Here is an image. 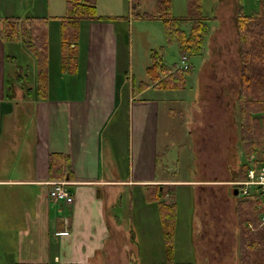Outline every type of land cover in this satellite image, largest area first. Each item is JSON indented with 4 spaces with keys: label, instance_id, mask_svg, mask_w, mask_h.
Here are the masks:
<instances>
[{
    "label": "crops",
    "instance_id": "crops-1",
    "mask_svg": "<svg viewBox=\"0 0 264 264\" xmlns=\"http://www.w3.org/2000/svg\"><path fill=\"white\" fill-rule=\"evenodd\" d=\"M84 23L78 80L45 86L41 79L37 92L45 89L43 97L26 93L34 87L27 82L14 85L11 99L5 96L9 43L0 40V242L5 233L3 240L11 244L1 252L0 264H137L127 259L116 232L129 228L132 190L156 191L148 204L159 206V199L176 197L172 191L159 193L157 186L194 184L159 176V148L167 149L159 134L170 135L159 95L164 90L148 78L138 94L125 91L114 24ZM48 28L47 21L46 35ZM79 39L78 34L71 60L80 58ZM54 182L68 183L69 203L50 199ZM192 199L199 216L197 194Z\"/></svg>",
    "mask_w": 264,
    "mask_h": 264
},
{
    "label": "rangeland",
    "instance_id": "rangeland-1",
    "mask_svg": "<svg viewBox=\"0 0 264 264\" xmlns=\"http://www.w3.org/2000/svg\"><path fill=\"white\" fill-rule=\"evenodd\" d=\"M86 1L96 7L98 17L112 18L118 36V70L125 82V91L133 89L135 95L140 92L141 84L147 83L146 69L152 65L153 55L160 59L166 70H183L179 49L175 42H167L163 23L156 15L158 1L162 0ZM187 1L167 0L168 18L185 16L189 11ZM259 5L260 0H200V15L207 19L204 21L207 34L201 52L185 57L191 71L181 72L182 85L159 92L160 99L166 102L164 108L168 115L164 123L170 134L167 138L159 134V141L167 144L165 151L159 148L163 154L159 176L166 174L167 179L194 181V184L159 190V193L172 191L176 197L175 200L159 199L161 206L174 203L171 225L177 228H170L168 243L160 205L148 204V199L157 192L132 190L134 205L128 208L129 228H123L124 233L121 229L116 232L127 259L137 264L236 263L235 203L241 198L231 197L230 182L238 180L235 159L237 154L239 162L241 155L237 134L240 64L234 20L238 11L252 15ZM66 16V0H0V18L47 19L49 28L42 75L45 86L51 82L56 86L61 82L70 84L72 80H78L74 78L80 74L88 25L79 22L78 29L74 28L71 20L62 19ZM64 21L72 26L66 32L68 45H74V35L79 34V47H82L81 60L77 55L73 63L71 59L68 62V67H72L70 71L68 67L63 68L61 60V23ZM179 27L187 32L190 23L182 21ZM15 48L18 57H14ZM6 54L10 62L5 69V96L11 99L16 92L14 85L27 82L34 87L26 93L33 91L34 98L36 95L43 97L45 89H41L42 93L37 92L40 87L36 56L19 41L9 42ZM193 193L199 198V216ZM200 221L205 228H199ZM3 239L0 255L11 248V244Z\"/></svg>",
    "mask_w": 264,
    "mask_h": 264
},
{
    "label": "trees",
    "instance_id": "trees-1",
    "mask_svg": "<svg viewBox=\"0 0 264 264\" xmlns=\"http://www.w3.org/2000/svg\"><path fill=\"white\" fill-rule=\"evenodd\" d=\"M264 0H260L258 11L244 15L238 11L235 17V32L238 44L239 91L237 96V134L241 160L237 162L238 180L245 177L251 165L264 164ZM189 11L177 19L168 18L167 0L158 1L157 17L162 21L165 38L168 43L175 42L180 56L191 57L201 52L207 27L206 17L200 15V0H188ZM67 16L74 28L78 29L81 20H110L109 17H98L95 6L83 0H66ZM190 23L187 32L179 27L180 22ZM62 65L68 67L70 57L75 54V44L68 45V22L61 23ZM47 19L45 18H0V40L6 43L19 41L35 54L38 63L39 81L42 79L47 45ZM77 35H74V42ZM8 59V58H6ZM187 61V60H186ZM10 59L8 60V63ZM74 62V60H71ZM149 82L162 90L177 89L182 85V73L191 71V66L183 70L170 72L162 65L160 59L153 55L152 65L146 70ZM182 72V73H181ZM9 83L10 80L8 79ZM149 84H141L148 87ZM13 93V89H9ZM8 98H10L8 96ZM160 186H157L159 192ZM234 187H231V197ZM234 198V196H233ZM160 205V204H159ZM161 220L165 228L167 243L172 228L174 206L163 204ZM164 207L165 209H163ZM168 208V209H167ZM167 209V213L165 210ZM255 203L249 199L236 201V236L238 257L236 264H264V226L258 227ZM163 228V227H162Z\"/></svg>",
    "mask_w": 264,
    "mask_h": 264
},
{
    "label": "built area",
    "instance_id": "built-area-1",
    "mask_svg": "<svg viewBox=\"0 0 264 264\" xmlns=\"http://www.w3.org/2000/svg\"><path fill=\"white\" fill-rule=\"evenodd\" d=\"M183 68H186V58L180 61ZM49 197L55 202L69 203L71 194L67 190V182L49 183ZM231 187L236 190V196L242 199H249L255 203L258 212L259 225H264V164L251 165L246 171L242 180L230 182Z\"/></svg>",
    "mask_w": 264,
    "mask_h": 264
},
{
    "label": "water",
    "instance_id": "water-1",
    "mask_svg": "<svg viewBox=\"0 0 264 264\" xmlns=\"http://www.w3.org/2000/svg\"><path fill=\"white\" fill-rule=\"evenodd\" d=\"M233 195L236 196V190L233 191Z\"/></svg>",
    "mask_w": 264,
    "mask_h": 264
}]
</instances>
